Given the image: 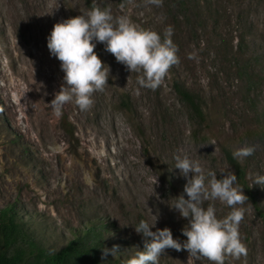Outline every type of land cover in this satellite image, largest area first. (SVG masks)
<instances>
[{"label": "rangeland", "instance_id": "obj_1", "mask_svg": "<svg viewBox=\"0 0 264 264\" xmlns=\"http://www.w3.org/2000/svg\"><path fill=\"white\" fill-rule=\"evenodd\" d=\"M94 6L162 39L171 28L179 63L156 90L143 88L140 74L93 41L110 68L109 85L93 94L89 110L67 103L57 118L49 104L64 73L47 38L56 23ZM244 146L254 154L234 158ZM177 155L217 179L237 176L228 156L243 169L244 186H236L248 197L239 226L247 256L226 264H264V184H254L264 176V0H163L160 7L147 0H0V210L14 205L39 247L56 253L90 232L95 257L87 264H126L143 251L135 232L141 220L186 242L190 218L171 208L174 198L187 199ZM209 204L218 219L231 211L218 200L205 209ZM114 246L118 253L104 257ZM159 264L210 262L166 249Z\"/></svg>", "mask_w": 264, "mask_h": 264}, {"label": "clouds", "instance_id": "obj_2", "mask_svg": "<svg viewBox=\"0 0 264 264\" xmlns=\"http://www.w3.org/2000/svg\"><path fill=\"white\" fill-rule=\"evenodd\" d=\"M147 3L160 7L163 0ZM171 35L172 29L168 28L162 39L157 32L139 27L127 16L114 18L110 9L96 6L86 15L56 23L47 38V48L60 62L64 83L49 104L53 115L59 118L64 105L72 102L80 111L89 110L94 103L93 94L103 92L109 85L110 68L96 54L93 41L104 44L105 50L128 71L140 74L137 83L141 87L156 90L179 63L178 48ZM254 152V146H244L234 151L233 157L243 160ZM175 160V168L187 179L184 187L187 199L184 195L174 198L176 202L171 208L182 218H190L189 225L182 229L187 240L181 243L174 239L168 228L154 232L151 229L156 222L150 225L141 220L135 232L144 238L143 251H137L126 264H159L166 249L186 250L189 258H205L210 264H226L228 258L246 257L247 247L241 240L239 226L245 217L248 197L236 186L237 176L229 171L217 179L215 171L205 172L198 161L187 155H177ZM254 184H264V176H257ZM217 200L231 209L223 219L217 218L213 205L204 207L206 201ZM117 253L118 246L104 249V257Z\"/></svg>", "mask_w": 264, "mask_h": 264}, {"label": "trees", "instance_id": "obj_3", "mask_svg": "<svg viewBox=\"0 0 264 264\" xmlns=\"http://www.w3.org/2000/svg\"><path fill=\"white\" fill-rule=\"evenodd\" d=\"M177 95L198 111L193 97L175 83ZM228 161L237 170V181L244 186V171L228 156ZM96 240L86 232L83 237L74 239L56 253H49L39 247L28 235L24 224L19 221L14 205L0 210V264H87L94 258Z\"/></svg>", "mask_w": 264, "mask_h": 264}]
</instances>
